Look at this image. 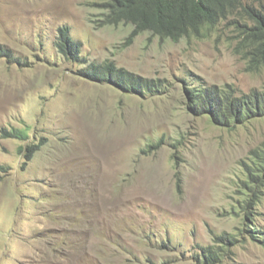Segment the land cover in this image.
I'll list each match as a JSON object with an SVG mask.
<instances>
[{"label": "rangeland", "instance_id": "374dc122", "mask_svg": "<svg viewBox=\"0 0 264 264\" xmlns=\"http://www.w3.org/2000/svg\"><path fill=\"white\" fill-rule=\"evenodd\" d=\"M94 1L0 0V264H206L205 246H224L213 264H264V189L244 210L242 182L264 118L225 128L189 112L179 84L262 89L264 65L235 52L232 19L175 42L129 37L99 25ZM60 27L79 60L56 49ZM105 59L160 89L81 74Z\"/></svg>", "mask_w": 264, "mask_h": 264}, {"label": "trees", "instance_id": "16d2710c", "mask_svg": "<svg viewBox=\"0 0 264 264\" xmlns=\"http://www.w3.org/2000/svg\"><path fill=\"white\" fill-rule=\"evenodd\" d=\"M93 4L101 11L98 18L101 26L129 24L132 26L129 37L149 32L174 42L191 35L200 36L220 22L232 19L238 30L235 52L249 66L264 65V0H95ZM57 37L56 49L61 56L69 60L81 58L79 43L70 37L67 27H60ZM85 64L81 70L83 76L111 83L125 93H152L160 89L156 79L118 67L109 59ZM189 79L184 74L179 84L187 98L186 108L194 115L206 116L228 129L264 118V86L242 92L231 84H186ZM9 135L19 139L28 137L25 130L19 129ZM27 148L29 152L37 149L36 146ZM242 171L246 174L242 182L251 192L243 206L246 210V206L253 205L262 195L261 188L264 189V142L250 152L248 162L242 163ZM248 226L244 228V235L257 241V235ZM217 248L202 247L199 259L206 264L216 263L224 246Z\"/></svg>", "mask_w": 264, "mask_h": 264}]
</instances>
